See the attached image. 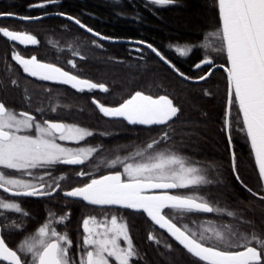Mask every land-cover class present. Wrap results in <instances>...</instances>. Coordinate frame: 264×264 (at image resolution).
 <instances>
[{
	"label": "snow or ice",
	"instance_id": "1",
	"mask_svg": "<svg viewBox=\"0 0 264 264\" xmlns=\"http://www.w3.org/2000/svg\"><path fill=\"white\" fill-rule=\"evenodd\" d=\"M54 2L56 0H41L29 7H44ZM150 2L165 6L175 3V0ZM58 15L68 14L60 12ZM7 17H17L22 21L42 18L0 11V18ZM68 18L97 38L118 39L104 36L75 16ZM0 35L25 46L40 44L31 32L14 30L9 26H0ZM91 43L103 48L97 39H92ZM138 43L146 45L170 71L186 82L207 83L215 75L213 69L225 71L226 111L223 123L228 130L227 142L229 145L233 143L232 110L235 107L237 124L250 140L257 169L256 184L250 185L244 179L233 148L229 161L231 174L236 186L247 194L238 199V209L220 207L198 191L191 190L212 181L173 142L170 132L174 133L175 129L171 126L179 120L182 107L175 97L168 94L154 95L136 90L126 98L121 97L120 102L114 105L92 97L105 117L123 118L132 125H156L162 129L157 137L150 138L142 146L136 145L123 157L101 158L108 166L105 174H90L83 170L87 163L96 173L100 172V164H93V160L100 155L103 145L86 143V138L94 134L92 129L78 123L45 118L48 111L55 112L58 105H49L47 109L38 107L34 113L23 108L19 111L9 108L0 100V189L16 197L47 198L63 190L65 197L80 198L89 205L105 209L100 217L87 215L83 218L82 239L75 247L68 231H59L55 226L57 222L69 219L70 209L59 216L50 210L47 219L33 232L24 235L15 249L9 246L3 233L6 227L24 232L23 222L11 220L8 225L0 224V264H139L141 253L133 243L129 223L116 214L121 209L146 213L155 225L165 229L194 258L192 264H264V231L255 229L251 220L248 221L251 231L242 229L240 224L246 213L255 210L257 203L264 208V0H218V23L214 30L205 33L202 44L170 45L181 56H187L193 47H200L203 57L194 67L202 70L201 75H188L153 43L146 40ZM73 55L81 56V53L74 51ZM220 56L225 57V62L217 65ZM12 59L22 67L23 73L40 81L70 85L80 93L95 89L108 92L105 83L74 74L77 67L74 59L68 61L73 70L67 71L57 63L38 58L36 54L25 57L13 51ZM11 83L17 85L18 81L12 79ZM201 90L206 96L214 95L207 88ZM46 91L51 93L50 88ZM25 98L31 104V98ZM104 135L111 134L105 132ZM81 142H85V146H80ZM63 166H79L81 170L75 172V176L86 180L78 186L64 189L62 181L70 179L69 174L65 172L53 177V171ZM180 189L189 191L181 192ZM113 208L116 212L111 211ZM0 209L28 215L15 199L0 197ZM197 213H216L218 220L231 218V222L207 226L203 230L174 222ZM148 239L160 243L151 232ZM165 247L171 249L172 245L166 244Z\"/></svg>",
	"mask_w": 264,
	"mask_h": 264
},
{
	"label": "trees",
	"instance_id": "2",
	"mask_svg": "<svg viewBox=\"0 0 264 264\" xmlns=\"http://www.w3.org/2000/svg\"><path fill=\"white\" fill-rule=\"evenodd\" d=\"M93 2V0H88L89 6H92L91 3ZM115 4L124 7L118 9L115 8ZM128 4V0H121L117 3L116 0H101L97 7L94 5L87 8V18L84 19L86 23H93V28L104 36L118 38L101 42L104 43L103 45L109 54L120 56L113 59L104 57L102 61L93 66L88 64L89 72L96 75L90 74L91 78L99 80V83L111 84L117 88H131L133 78L137 81L140 80L141 83L146 78L150 81L151 88H166L167 94L170 97H175L182 107L179 120L171 126L175 129L174 133L170 132V135L173 136V142L178 148L183 149L184 154L192 162L198 164L207 178L212 181L211 184L200 185L191 190L198 191L200 195L205 196L214 204L218 203L220 207L237 210L239 207L238 199L247 194L242 193L236 186L230 169L231 149L227 142L226 127L223 123L226 111L225 74L217 71L207 83L191 84L179 79L153 54H147L146 60L134 61L136 65H132L130 59L122 57L127 52L128 43L126 40L136 36L130 27L129 20L132 13L128 10ZM81 5L83 6V4L71 0V9L69 8V10L74 11V7L77 8ZM152 6L154 5L152 4ZM152 14L157 16V20L151 16V28L146 32H141L143 39L160 48L188 75L195 77L203 74L201 69L192 70L194 64L203 57V50L200 47H193L187 56H181L170 45L202 44L205 33L214 30L218 23L215 0H175V3L167 5L166 9L161 11H156L152 7ZM133 68L138 70L133 72ZM145 72L149 74L147 75ZM17 81L20 85L33 84L25 77H18ZM7 88H10V82H8ZM202 88L209 89L214 95H204ZM86 127L92 129L94 133L116 131V128L103 129L104 126L99 124H88ZM117 128L118 132L128 131L127 128ZM146 131L159 135L162 129L153 125ZM231 135L233 138L232 149L234 148L237 153L244 179L250 185H255L257 173L251 160L245 132L241 131L237 124L235 107L232 110ZM89 142L113 144L107 146V152L114 154L118 151L122 153L131 151L130 143L133 141L122 139L109 142L90 140ZM134 142L138 143L139 140ZM106 171L107 169L103 168L95 174H105ZM179 191L186 192L189 189H180ZM113 211L116 212V208ZM116 214L123 216L129 223L133 243L141 253L139 264H192L194 258L164 232L155 227L144 214L130 209H121ZM169 215L171 217L172 214L169 213ZM193 220L200 222L212 220L218 226L221 223L231 222V218L218 220L216 213H197L185 218L184 222H174L182 225L183 223L189 224ZM249 220L253 222L252 226L255 229L264 231V208H261L258 203L254 211H249L244 215L240 222L242 229L251 231L252 226L249 225ZM150 232L160 240L159 244L148 239ZM166 244H171L172 248H166Z\"/></svg>",
	"mask_w": 264,
	"mask_h": 264
},
{
	"label": "flooded vegetation",
	"instance_id": "3",
	"mask_svg": "<svg viewBox=\"0 0 264 264\" xmlns=\"http://www.w3.org/2000/svg\"><path fill=\"white\" fill-rule=\"evenodd\" d=\"M74 1L83 4V6L81 5L77 8L74 7V11H70L71 0H56V2L47 4L44 7L31 8L29 7L30 5L39 4L41 0H0V11L13 12L18 14V16L42 17L38 21H22L17 17L0 18V26H9L18 31H29L36 35L40 41L39 45L25 46L19 42L10 41L0 35V100H3L9 108H13L17 111L23 108L25 110H32L34 113L35 109L38 107H45L47 109L49 105H58L57 110L55 112L48 111L45 118L58 119L68 123H78L82 127H86L88 124H99L104 126L103 129L116 128V131H108V133L111 134L109 136H105V132H93V136L86 138L87 144L93 146L103 145L100 155L93 160V164H100L101 171L103 168L107 169L108 167L102 162L101 158L110 160L117 155L123 157L133 151L136 145L142 146L150 138L157 137L158 134H152L146 131L151 126L132 125L123 118H108L103 116V114L99 112L98 107L94 104L92 97L95 96V98L102 103L114 105L115 103L120 102L121 97L126 98L128 94H131L136 90H144L146 93L154 95H164L167 94V89L151 88L150 81L146 78L142 83L140 80L137 81L133 78L131 88H117L111 84H106L108 86V92H104L102 89H95L92 91L85 90V92L80 93L70 85L53 81H40L38 78H33L27 73H23L22 67L12 59L13 51H17L25 57L36 54L38 58L43 59L46 62L57 63L58 66L64 67L66 71L73 70L68 61L74 59L77 65L76 69L73 70L74 74H79L85 79H92L93 82L96 83H99V80L91 78V75H96L89 72L88 64L93 66L95 63L102 61L104 57L108 59L120 57L119 55L109 54L104 45L103 48L93 45L91 43L92 39L99 40L101 44L104 43L101 42L103 40L87 33L85 29H82L80 26L76 25L74 21L68 18L69 16H75L83 23L87 24L84 20L87 18V8L93 7L94 5L97 7L101 0H93L94 2L91 3L92 6H89L88 0ZM119 1L121 0H116V3ZM128 3V10L132 13L129 20L130 27H132L136 36L127 40H119H126L129 42L126 47L127 52L124 53L122 57L130 59V63L135 66L136 62L134 61H144L147 58V54H153L151 50L138 43L139 40H145L143 39L144 37L141 32H146V30L151 28V16L155 17V19L157 18V16L152 14V7L156 11H161L166 9L167 5L159 6L153 4L154 6H152L150 0H128ZM123 7L124 6L120 4H115V8L121 9ZM60 12H64L68 15L60 16L58 15ZM87 25L92 28L94 26L93 23ZM74 51H79L81 56H74ZM224 62V56L217 58V65L224 64ZM193 68L192 70H194ZM137 70L138 69L133 68V72H136ZM217 71L223 73L221 70ZM145 74L148 75L149 73L145 72ZM18 77H25L33 82V84L13 85L11 80H18ZM96 78L99 79V77ZM8 82H10V88H7ZM48 88L51 89L50 94L46 91ZM25 90H27V92ZM26 96L31 98V104H29V101L25 98ZM117 127L122 129L127 128L128 131L118 132ZM122 139L133 141L130 143V146H132L131 151H126L125 153L118 151L117 153L110 154L107 152V146L113 144L89 142L90 140L109 142ZM135 140H139V142L135 143ZM70 146L77 145L70 144ZM80 146H85V142H81ZM249 152L251 154L250 149ZM251 160L253 162L252 155ZM80 170L81 168L79 166H63L61 169L53 171V177H58L67 172L70 179L62 181L64 189H67L78 186V184L86 180L85 177L75 176V172ZM83 170L90 174L96 173L93 166L87 163L83 167ZM11 171L12 170H9V172ZM21 178L27 179L28 177ZM58 193V195H54L51 198L16 197L13 193L0 189V197L17 200V202L21 203L22 208L28 213L27 216H24L21 213H17L15 210L0 209V224L8 225L11 220H15L17 223L23 222L24 224V232H20L19 230H9L7 227L5 228L3 234L10 247H13L14 249L17 248L24 235L33 232L39 224L47 219V214L50 210L54 211L55 214L59 216L67 213L69 209L71 210L69 219L63 223L57 222L55 226L59 231H68L70 237L74 241L75 247V244L82 239L83 218L87 215H97L100 217L105 211V209H102L101 207H95L83 201L65 197L63 190H58ZM113 209H111L112 212H114ZM202 221L203 222L193 220L192 223H189L188 225L194 230L198 227L200 229V226H206L209 224L208 222L212 220H208V222L205 220ZM181 222H184V219L181 220ZM199 223L202 224L199 225ZM5 264H7V262H5Z\"/></svg>",
	"mask_w": 264,
	"mask_h": 264
},
{
	"label": "water",
	"instance_id": "4",
	"mask_svg": "<svg viewBox=\"0 0 264 264\" xmlns=\"http://www.w3.org/2000/svg\"><path fill=\"white\" fill-rule=\"evenodd\" d=\"M215 5H216V10H217V18H218V0H215ZM89 34H91V33H89ZM91 35H93V34H91ZM93 36H94V35H93ZM99 39H100V38H99ZM101 40H103V39H101ZM103 41L108 42L109 40H103ZM118 42H122V41H118ZM126 42L129 43L128 41H126ZM144 46L146 47V45H144ZM146 48H147V47H146ZM153 54H154V53H153ZM167 67H168V66H167ZM168 68H169V67H168ZM193 69L195 70L196 68L194 67ZM217 70H221V71H223V73L226 75V73H225V71H224L223 69H219V68H217V69H213L214 72L217 71ZM185 82H186V81H185ZM188 83H191V84H200V83H203V81H195V80H193V81L188 82ZM227 132H228V130H227V128H226V136H227ZM245 136H246V133H245ZM246 139H247V142H248L249 149H250V151H251L250 140L247 138V136H246ZM229 147H230V149L232 150V145H229ZM251 155H252L253 162H254V166H255L254 155L252 154V152H251ZM255 170H256V173H257V169H256V167H255ZM68 198L73 199V200H80V201H83V200L80 199V198H71V197H68ZM83 202H85V201H83ZM85 203H87V202H85ZM87 204H88V203H87ZM95 207H99V206H95ZM144 215L147 217L146 213H144ZM147 218L151 221V219H150L149 217H147ZM151 222H152V221H151ZM152 223H153V225H154L155 227H157L160 231L164 232L167 236H169L174 242H176V243L179 245V243H178L177 241H175L174 238L171 237V235H170L169 233H167V231H166L165 229H161L160 226L155 225L154 222H152ZM179 246L183 248L182 245H179ZM185 251H186V250H185Z\"/></svg>",
	"mask_w": 264,
	"mask_h": 264
},
{
	"label": "rangeland",
	"instance_id": "5",
	"mask_svg": "<svg viewBox=\"0 0 264 264\" xmlns=\"http://www.w3.org/2000/svg\"><path fill=\"white\" fill-rule=\"evenodd\" d=\"M183 191V190H182ZM206 222H208V220H205ZM189 223V222H188ZM192 223V222H191ZM205 224V223H204ZM189 226V225H188ZM207 226H218V225H215V223H213V224H211V225H209V224H207L206 226H204V225H202V226H200V230H203V228L204 227H207Z\"/></svg>",
	"mask_w": 264,
	"mask_h": 264
}]
</instances>
